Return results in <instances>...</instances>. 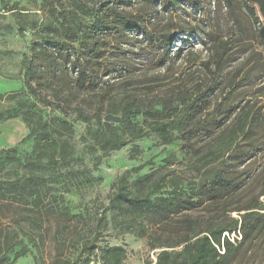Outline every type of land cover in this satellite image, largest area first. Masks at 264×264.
Here are the masks:
<instances>
[{"label": "trees", "instance_id": "trees-1", "mask_svg": "<svg viewBox=\"0 0 264 264\" xmlns=\"http://www.w3.org/2000/svg\"><path fill=\"white\" fill-rule=\"evenodd\" d=\"M74 1L64 8L63 0H43L52 3L54 15L57 9L60 12V28L46 26L45 37L32 40L24 75L26 93L44 106L50 105L47 91L63 105L83 92L120 95L106 113L120 114L116 124L123 129L117 133L110 123H101V109L95 110L98 129L90 131L92 150L108 155L143 138L147 132L130 122L142 116L163 145L178 143L187 169L185 177L174 174L171 155L165 166L133 181L126 171L108 197L105 210L111 221L122 232L145 239L149 250H159L154 262L144 264H264V165L256 171L253 163L244 165L261 151L264 115L250 100L242 105L233 101L247 80L241 74L244 64L224 73L239 36L224 40L208 34L203 44L206 58L200 61L208 76L194 79L199 81L190 87L182 82L162 95L150 96L151 89L168 85L167 74L161 73L164 65L181 57L180 50L171 54L176 35L168 31L175 28L168 27L170 19L157 30L149 28L157 14L165 12L166 2L177 6L176 0ZM244 7L264 43V0H244ZM179 29L188 35L196 30L189 25ZM129 33L140 36L134 41L137 51L156 52V60L147 63L149 77L147 72L143 78L134 75L132 56L136 54L124 49L133 43ZM139 88L145 90L143 98L136 94ZM28 115L11 109L0 114V121L20 116L29 125ZM60 126L68 127L66 122ZM36 127L38 134L34 129L28 137L35 136L44 146L54 142L48 123L37 122ZM29 183L23 186L31 187ZM199 212L202 215H195ZM105 217L97 220L96 230L107 228ZM100 233L81 245L75 262L56 260L54 264H77L84 254L87 258L81 264H89L90 258L100 264H123L127 253L122 246L106 245L95 255Z\"/></svg>", "mask_w": 264, "mask_h": 264}, {"label": "rangeland", "instance_id": "rangeland-1", "mask_svg": "<svg viewBox=\"0 0 264 264\" xmlns=\"http://www.w3.org/2000/svg\"><path fill=\"white\" fill-rule=\"evenodd\" d=\"M74 2L63 0L64 8H70ZM176 2L177 6L166 2L165 12L154 16L155 22L149 28L157 30L170 19L168 27L175 28L168 31L176 35L170 44L171 54L180 50L181 57L166 63V70L161 71L167 74L165 84L168 85L151 89L149 95H162L165 89L182 82L190 87L199 81L194 79L208 76L200 65L206 58L203 44L208 34L224 40L239 36L240 42L229 51L224 73L244 64L241 74H246L247 80L233 101L242 105V101L250 100L264 115V43L259 38L257 25L246 13L244 0ZM57 14L59 17H55ZM56 15L52 3L47 5L43 0H0V114L11 109L24 110L31 121L27 125L20 116L0 121V264L75 262L81 245L90 242L97 232L101 236L95 242L96 256L106 245L122 246L127 253L123 264L154 262L159 250H149L145 239L122 232L105 208L112 185L126 171L131 172L129 181H133L165 166V159L173 155L174 165L170 168L178 176H187L183 153L177 142L163 145L146 127L147 121L142 116L131 118L130 122L147 132L143 138L108 155L93 151L90 131L98 129L93 121L95 110L101 109L100 116L104 118L107 108L120 95L103 97L83 92L71 98L70 104L63 105L47 91L50 105L44 106L26 93L24 75L30 59V44L34 38L45 37L46 26L60 28L58 9ZM255 16L259 18L257 11ZM188 25L196 28L190 35L179 29ZM129 37L132 46L123 48L136 54L132 56L134 75L143 78L148 73L147 63L156 60V52L137 51L134 41H139L140 36L129 33ZM144 92L142 88L137 89L138 98H143ZM61 107L66 109L65 113ZM37 122L51 126L49 136L53 143L44 146L35 136L28 137L34 129L38 134ZM61 122H66L68 127L61 128ZM110 124L117 133L123 129ZM260 148L255 160L244 163L246 166L253 163L254 171L264 165V138ZM26 182L31 187L23 186ZM104 215L107 228L96 230L97 220ZM89 264L100 263L90 258Z\"/></svg>", "mask_w": 264, "mask_h": 264}, {"label": "water", "instance_id": "water-1", "mask_svg": "<svg viewBox=\"0 0 264 264\" xmlns=\"http://www.w3.org/2000/svg\"><path fill=\"white\" fill-rule=\"evenodd\" d=\"M103 122L116 124L120 122V117L112 114H107L104 116Z\"/></svg>", "mask_w": 264, "mask_h": 264}]
</instances>
